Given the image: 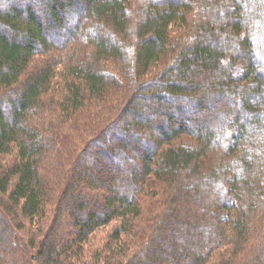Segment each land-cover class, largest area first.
Segmentation results:
<instances>
[{
  "label": "trees",
  "instance_id": "1",
  "mask_svg": "<svg viewBox=\"0 0 264 264\" xmlns=\"http://www.w3.org/2000/svg\"><path fill=\"white\" fill-rule=\"evenodd\" d=\"M0 264H264V0H0Z\"/></svg>",
  "mask_w": 264,
  "mask_h": 264
},
{
  "label": "rangeland",
  "instance_id": "2",
  "mask_svg": "<svg viewBox=\"0 0 264 264\" xmlns=\"http://www.w3.org/2000/svg\"><path fill=\"white\" fill-rule=\"evenodd\" d=\"M156 1H160V0H156ZM225 6H226V9H224L225 11H228V9L229 10L233 9V4H231L230 1H227ZM260 7L262 8V6H260ZM66 16H67L66 17V23L68 24L67 28L70 31H72L74 29V27L78 24V18L75 17L73 13L66 14ZM215 27H218V28H215L214 31L209 32V34L208 33L207 34L204 33L203 38L205 39L206 42L207 41L210 42V43H213L215 41L216 42H220V37L223 35L222 32H223L224 29H220V27H221L220 25H217ZM262 29L263 28H260L259 26H258V28H256V30H262ZM221 30H222V32H219ZM47 35L49 37L53 38L54 40L59 41V40H61L64 37V32L62 30H58L56 28H49V29H47ZM204 75H208V74H205L204 72H202V74L200 75L199 79L200 80H204V77H205ZM218 99L219 100H221V99H223V100L225 99L226 100L227 97L226 96L224 97L223 95H221L220 97H218ZM169 101L171 103H173L172 105L175 104L174 101H172L170 99H169ZM209 110H211L212 112H215L218 109L215 106L214 108H210ZM206 112L208 113L209 111H205V112L202 111L201 113H197V112L192 111L191 109H189V110H186L184 112V116L188 117V119H189L188 123L192 124L194 126V129L203 130V129L212 128L213 131L218 136V131H220V126L222 125V123H220L221 121H219V120L213 121L212 118L208 119L207 116L205 115ZM163 118H164L163 116L162 117L159 116L157 118H154V117L150 118L149 122H150L151 126L154 127V129L152 128L153 132H155L159 128L160 125H163L164 123H166L165 121L162 120ZM165 128H166V125H165ZM218 138H219V136H218ZM125 140L127 142L130 141L129 142L130 144H132V142L134 143V142L137 141L131 136H128ZM100 145L108 147V146L114 145V143H113L112 139H110V141L108 139H105L103 141V143H101V144L98 143V146H100ZM103 155L105 157L103 159L104 162H103L102 165L98 166V168H97L98 173H100V174L104 173L105 169L106 170L110 169V168L114 169L115 165H117V166L119 165L118 167L121 166L117 170L119 174H121V172L122 173H124V172L127 173L128 170L133 168L134 163H130V164H127L125 166H122L123 163L122 164L119 163L120 160L124 159V156H126V155H130L131 156L132 155L131 153H125L124 154L123 152H119V153H114L112 155H109L108 151L106 150L105 152H103ZM99 157L101 158V155H99ZM114 188L117 189V185H115ZM165 248L167 249V247H165ZM157 255H158L157 258H159L158 259L159 261L164 260V258L167 256L166 253L164 251H161V250L157 251Z\"/></svg>",
  "mask_w": 264,
  "mask_h": 264
}]
</instances>
